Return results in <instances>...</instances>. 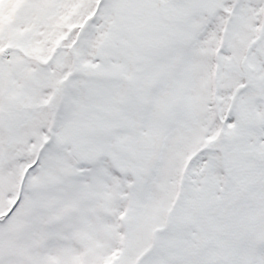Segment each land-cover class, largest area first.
I'll return each mask as SVG.
<instances>
[{"label":"snow or ice","instance_id":"1","mask_svg":"<svg viewBox=\"0 0 264 264\" xmlns=\"http://www.w3.org/2000/svg\"><path fill=\"white\" fill-rule=\"evenodd\" d=\"M0 264H264V0H0Z\"/></svg>","mask_w":264,"mask_h":264}]
</instances>
